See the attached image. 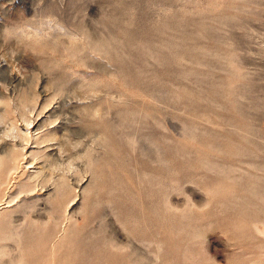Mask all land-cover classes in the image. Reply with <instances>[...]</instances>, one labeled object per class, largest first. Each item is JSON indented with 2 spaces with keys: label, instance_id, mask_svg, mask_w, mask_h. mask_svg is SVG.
<instances>
[{
  "label": "rangeland",
  "instance_id": "obj_1",
  "mask_svg": "<svg viewBox=\"0 0 264 264\" xmlns=\"http://www.w3.org/2000/svg\"><path fill=\"white\" fill-rule=\"evenodd\" d=\"M0 264H264V0H0Z\"/></svg>",
  "mask_w": 264,
  "mask_h": 264
},
{
  "label": "bare ground",
  "instance_id": "obj_2",
  "mask_svg": "<svg viewBox=\"0 0 264 264\" xmlns=\"http://www.w3.org/2000/svg\"><path fill=\"white\" fill-rule=\"evenodd\" d=\"M24 116V115H23Z\"/></svg>",
  "mask_w": 264,
  "mask_h": 264
}]
</instances>
